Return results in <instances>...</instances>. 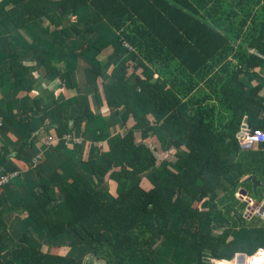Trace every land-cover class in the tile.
Here are the masks:
<instances>
[{
  "label": "trees",
  "instance_id": "16d2710c",
  "mask_svg": "<svg viewBox=\"0 0 264 264\" xmlns=\"http://www.w3.org/2000/svg\"><path fill=\"white\" fill-rule=\"evenodd\" d=\"M254 2L262 3L261 10L244 14ZM259 12L264 14V0H3L0 46L10 25L17 31L42 18L52 44L27 53L44 70L47 88L37 77L32 88L23 77L25 68L9 57L6 71L20 86L17 96L30 102L16 107L13 94L4 108L0 104V174L19 171L16 162L23 154L46 147L44 133L54 140L55 152L70 135L80 140L70 144L78 154L89 146L96 156L85 161L80 155L71 176L48 173L49 181L37 192L27 191L10 207L0 199V264H183L170 221L179 224V233L195 237L186 264L229 259L219 251L221 244H233L230 234L243 222L245 204L233 197L238 181L251 192L243 178L252 176L262 184L257 199L264 193V145L243 148L236 136L244 113L264 111V102L256 100L259 87L245 89L239 82L242 67L223 56L228 52L249 67L264 60V23L257 24L246 46L232 45L245 20L258 19ZM77 13L88 14L83 30L71 23ZM89 36L95 40L87 47ZM120 48L126 60L118 68L108 65L109 83L97 62L81 59L83 51L98 56L105 49L113 58ZM5 51L12 54L8 47ZM79 61L91 73L90 89L79 87ZM60 63L63 68L56 67ZM100 110L108 117L98 122ZM225 157L232 160L223 163ZM104 178L134 183L113 197ZM10 186L1 188L3 195ZM180 190L192 204L179 197ZM218 190L224 192L221 199ZM11 210L25 215L19 217L22 231L9 227ZM254 221L262 241L253 242L250 254L264 246V222ZM202 227L221 232L202 234Z\"/></svg>",
  "mask_w": 264,
  "mask_h": 264
},
{
  "label": "crops",
  "instance_id": "0c3cea01",
  "mask_svg": "<svg viewBox=\"0 0 264 264\" xmlns=\"http://www.w3.org/2000/svg\"><path fill=\"white\" fill-rule=\"evenodd\" d=\"M3 2V0H0V5ZM262 3L254 2L253 4L249 5L248 7L244 8V14L249 11L253 10L255 13L258 10H261ZM54 11V10H53ZM52 10L47 11V13H51ZM85 14V18L80 14H75L72 18H76L78 25L81 26L82 30L85 29V20L87 19V13ZM78 17V18H77ZM47 19H39V20H33L30 23L26 24V26L23 29L20 30H14L13 26H9V33L5 35V38L3 37L2 45L0 46V104L4 108V103L7 101H10V99L14 98L12 97L13 94H16L19 92L20 86H16L13 82V77L10 76V74L6 71L8 68V60L9 57L12 58V61L15 62L18 66H23L25 68V71L23 73V77L28 82L29 85H31L32 88H34L35 83H33L38 78L39 82L41 84H44V87L47 88V83L44 82V70L38 66H36V62H31L28 58V50L30 47L33 48H42V49H48L51 47V38L48 34L42 31V28L48 24L46 21ZM244 18L240 19L238 21V27L243 24ZM255 22V24H254ZM245 26L242 28L241 33L238 36L234 35L233 46H236V48L243 43L244 46H246V43H249L254 40L256 36V32H253L254 29L258 26V23H264V14L259 12L258 19L251 20L250 18L245 20ZM251 26L252 32L250 34H247V27ZM102 28V25L99 26L98 29ZM1 36H3V33H0ZM99 38V35H98ZM95 38L88 37L86 40L87 47L88 45L91 46L94 42ZM10 48L12 51V54L9 55L5 51V48ZM125 48H120L118 51V55L110 58V49H105L103 53L97 54L94 52H87L84 53L83 51V58H81L83 61L94 63L102 68V80L105 83L111 82V75L108 71V65L113 64L115 67H119L121 63H124L126 60V53L124 52ZM224 62L232 63V65L238 64L239 67H242L241 72L238 76V80L240 83L245 85V89H253L254 87H259L260 91L256 96V100L263 103L264 102V60L260 62L256 67H249L247 64L238 63L237 60L233 57L232 54L225 52L224 53ZM35 62V63H34ZM96 65V66H97ZM222 64H218L214 67V71L218 69V66H221ZM63 66V64L61 65ZM16 71H20L21 69H17ZM6 73H8L7 76L9 77L8 82L5 81ZM63 74L65 76V71H63ZM4 76V77H2ZM12 77V78H11ZM11 78V79H10ZM46 81V80H45ZM26 83V85H28ZM47 84V85H46ZM78 96L79 93H76ZM21 95V94H20ZM11 96V97H9ZM15 96V98H16ZM9 97V98H7ZM30 101H24L25 104L29 103ZM20 97L17 96V102L16 107H20L24 104ZM103 110L98 111V122L103 121L104 115L102 114ZM216 121H220L219 119H215ZM224 120V119H223ZM224 122V121H223ZM99 126V125H98ZM253 128H259L264 130V111L261 110L257 114H252L250 111H247L244 113V116L241 120L240 130L237 133L236 138H238L241 134L240 131L242 129H253ZM119 129V128H118ZM120 130V129H119ZM120 133V132H116ZM110 133L107 131L105 135L102 136L104 140H102V145H107V141L109 139ZM238 145L240 147H243L240 145L239 140L237 139ZM73 142H69L68 144H65L64 148H62L59 152H55V149L50 147L48 149H44V145L40 146L37 145L36 148H34V152L32 151V155H24L21 157L20 161L16 162V166L18 167L19 171L17 172V176L13 178L10 186V192L8 195H3L2 191H0V199H3V201L6 199L7 201L4 203L6 207L12 206V202L14 200H17L20 195H25L27 191H35L37 192L41 186V184L46 183L49 181V174H51L54 170H58L60 174L65 176H71L72 173H74L75 170L78 169L79 165V159L80 155L82 156V159L85 161H91V159L95 158V152L90 149L89 146L84 147L81 150V154H78L75 147L70 145ZM20 144V143H19ZM70 145V146H68ZM243 148H250V147H243ZM131 150V149H129ZM11 151H14V147ZM39 153H43L42 159L38 162V165L36 167H32L30 161ZM232 160L230 157H225L223 159V163H229ZM42 162V164H41ZM75 163V165H74ZM42 165V166H41ZM153 172L152 169L144 172L141 176L147 177L149 174ZM49 173V174H48ZM233 176V175H231ZM249 176H246L243 179H246ZM106 178V177H105ZM104 178V180H105ZM240 181H238V184L236 186V189L234 190L233 197L235 200L244 203V209L241 212V218L243 219V222L239 221L238 226H236L232 233L230 234V239L233 241V244L230 245L228 242H225L220 245V253H225L230 255L229 259H222L220 261H215L216 264H242L246 258L251 255L248 251L251 249V246L253 242L258 239L259 241H262L261 233H260V224H258L256 221L251 222L254 219H258L261 222H264V220H261L256 217H252L248 214V205L254 204L255 202L259 201L260 199H257L253 195L252 192V184H251V192L245 188L244 186H241L239 184ZM134 183V181H108L107 179L103 181L104 186L108 190L114 191V194H111V196L114 197L115 193H119L120 191H125L128 189L129 185ZM142 184L148 185L149 181H141ZM230 185V183H227V186ZM103 185H101V188L104 190ZM230 187V186H229ZM105 191V190H104ZM240 191H244V193H241ZM17 192V193H16ZM224 192L221 190H218L217 195L218 198H223ZM241 195V197L239 196ZM244 195V196H243ZM258 196V193H257ZM263 196V194H262ZM179 197L186 202L187 204H192L193 199L188 196L183 190H180ZM9 211V210H8ZM12 211V212H11ZM6 215V221L11 228L16 229H22L24 227V224L21 220H19V217L23 218L25 217L24 214H22L21 210H11ZM233 215V214H232ZM174 216V215H173ZM254 218V219H253ZM169 229L175 233L178 236V240L175 241V253L176 255H180L179 258L184 259L183 264H186L187 258L191 259V255L187 253L189 248L191 247V244L195 240L194 238L189 237L187 234L179 233L177 229L179 228V224L177 223L175 226V221L169 222ZM23 230V229H22ZM21 230V231H22ZM208 232H214V233H220L221 229H212L207 227H202L200 229V233H208ZM37 236L35 235V238Z\"/></svg>",
  "mask_w": 264,
  "mask_h": 264
},
{
  "label": "built area",
  "instance_id": "2783aa9c",
  "mask_svg": "<svg viewBox=\"0 0 264 264\" xmlns=\"http://www.w3.org/2000/svg\"><path fill=\"white\" fill-rule=\"evenodd\" d=\"M1 124V120H0ZM240 136L237 138L239 143L243 147H252V146H262L264 145V131L261 129H242L240 131ZM64 144H68L69 142L79 143L80 140L77 138H72L70 135H64L62 137ZM54 140L49 138V143H53ZM17 176V172L13 171L10 173H2L0 174V187L8 184L13 178ZM248 214L252 217L259 218L264 220V193L262 198L255 202L254 204L248 205ZM258 250H264V246L256 249L251 255H249L246 260L242 264H251V258L258 253ZM261 264H264V256L260 257Z\"/></svg>",
  "mask_w": 264,
  "mask_h": 264
},
{
  "label": "rangeland",
  "instance_id": "374dc122",
  "mask_svg": "<svg viewBox=\"0 0 264 264\" xmlns=\"http://www.w3.org/2000/svg\"><path fill=\"white\" fill-rule=\"evenodd\" d=\"M84 17H81V18H85L86 16H85V14H82ZM78 18V17H77ZM71 20V23L74 25V26H76L77 28H79V29H81L82 27L81 26H79L78 25V22H77V19L76 18H71L70 19ZM52 44V43H51ZM83 63V61H79L78 63H77V68H78V70H79V74H77V76H79V77H77V79H78V81H79V87L80 86H85V88L86 89H90L91 87H89V86H87L86 85V79L88 78L89 80H91V77H90V72H89V69L88 70H86L85 72H84V69L82 68V67H84V65L82 64ZM62 65V63H60V64H58V66H56V67H61V68H63V66H61ZM72 77H73V75H72ZM78 93L79 94H83L84 92H82V91H78ZM44 135H45V138H44V140L42 141V142H44V144L46 145V147L44 148V149H48V148H50V147H52V145L53 144H51V143H49V135H48V133H44ZM63 141V140H62ZM42 157H43V153H39V154H37L31 161H30V163H31V165H32V167H36L37 165H38V162H39V160H41L42 159ZM4 186V185H3ZM3 186H1L0 187V191H1V188L3 187Z\"/></svg>",
  "mask_w": 264,
  "mask_h": 264
},
{
  "label": "water",
  "instance_id": "95a60500",
  "mask_svg": "<svg viewBox=\"0 0 264 264\" xmlns=\"http://www.w3.org/2000/svg\"><path fill=\"white\" fill-rule=\"evenodd\" d=\"M246 181L252 184V192L255 197H257V189L262 187V184L259 180H256L254 177L249 176L246 178Z\"/></svg>",
  "mask_w": 264,
  "mask_h": 264
},
{
  "label": "clouds",
  "instance_id": "9594fccd",
  "mask_svg": "<svg viewBox=\"0 0 264 264\" xmlns=\"http://www.w3.org/2000/svg\"><path fill=\"white\" fill-rule=\"evenodd\" d=\"M261 256H264V250H258V253L251 258V264H261Z\"/></svg>",
  "mask_w": 264,
  "mask_h": 264
}]
</instances>
